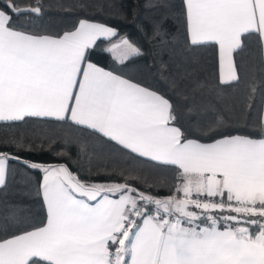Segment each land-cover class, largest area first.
Masks as SVG:
<instances>
[{
    "label": "snow or ice",
    "instance_id": "obj_1",
    "mask_svg": "<svg viewBox=\"0 0 264 264\" xmlns=\"http://www.w3.org/2000/svg\"><path fill=\"white\" fill-rule=\"evenodd\" d=\"M42 12L39 0H0V123H68L134 160L172 168L175 184L159 197L147 174L137 186V166L121 171L124 182L97 183L67 163L0 151V186L12 160L40 169L44 212L15 230L0 225V264H264V92L257 105L253 83L245 97L247 111L259 112L250 131L189 138L166 93L91 58L102 42L120 66L142 55L127 35L90 18L63 32L15 22ZM177 18L189 48L217 50L220 85L239 83L234 54L246 36L257 37L264 61V0H180ZM166 35L155 23L153 39Z\"/></svg>",
    "mask_w": 264,
    "mask_h": 264
},
{
    "label": "trees",
    "instance_id": "obj_2",
    "mask_svg": "<svg viewBox=\"0 0 264 264\" xmlns=\"http://www.w3.org/2000/svg\"><path fill=\"white\" fill-rule=\"evenodd\" d=\"M36 3L37 0H18V6ZM39 3L43 7L39 17L20 16L15 22L31 29L63 32L79 19L90 18L107 23L120 36L127 35L136 43L143 54L131 58L124 66L114 64L112 54L102 51L108 46L106 42L100 43L91 58L101 66L115 68L166 93L189 138H204L208 142L209 129L248 132L254 127L258 108L249 113L245 97L253 83L258 90L257 105L259 93L264 92V61L255 35L246 36L243 49L234 54L239 83L220 85L217 50L211 46L189 48L185 43L177 18L180 0H39ZM157 22H162L167 33L164 42L153 39V26ZM0 151L29 163H67L73 171L79 170L82 176L97 183L124 182L121 171L137 166L142 170L137 186H144L147 174L152 194L159 197L168 196L175 184L172 168H157L134 160L68 123L35 119L0 123ZM124 174L128 175L127 171ZM41 175L40 169L16 160L10 162L6 186H0V225L7 222L10 230H15L17 222L23 227L26 220L42 218V200L36 195ZM131 175L135 177L136 173Z\"/></svg>",
    "mask_w": 264,
    "mask_h": 264
},
{
    "label": "crops",
    "instance_id": "obj_3",
    "mask_svg": "<svg viewBox=\"0 0 264 264\" xmlns=\"http://www.w3.org/2000/svg\"><path fill=\"white\" fill-rule=\"evenodd\" d=\"M77 22H78V21H77ZM217 63H218V77H219V79H220V72H221V69H220V63H219L218 54H217ZM208 142H210V141H208ZM41 177H42V175H41Z\"/></svg>",
    "mask_w": 264,
    "mask_h": 264
},
{
    "label": "water",
    "instance_id": "obj_4",
    "mask_svg": "<svg viewBox=\"0 0 264 264\" xmlns=\"http://www.w3.org/2000/svg\"><path fill=\"white\" fill-rule=\"evenodd\" d=\"M20 7H28V6H20Z\"/></svg>",
    "mask_w": 264,
    "mask_h": 264
}]
</instances>
